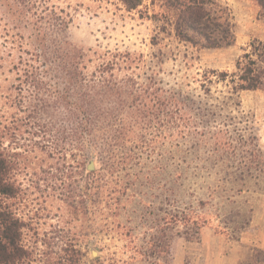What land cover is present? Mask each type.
Returning <instances> with one entry per match:
<instances>
[{
  "label": "trees",
  "instance_id": "16d2710c",
  "mask_svg": "<svg viewBox=\"0 0 264 264\" xmlns=\"http://www.w3.org/2000/svg\"><path fill=\"white\" fill-rule=\"evenodd\" d=\"M117 1L131 12L144 0ZM150 1L165 10L164 23L171 28L168 34L175 40L197 50H225L234 45V24L229 10L222 8L219 0ZM255 2L264 18V0ZM78 9L70 0H0L4 48L0 61L11 76L5 96L7 109L0 114V264H19L30 256L22 245L24 225L5 202L17 197V175L31 162L61 166L55 173L60 180L74 174L65 166L83 168L95 183L86 187L87 196L98 197L97 208L107 216L115 205L114 194H142L139 189L145 185L143 174L130 169L140 164L143 155H150L168 140L174 145L193 131L188 114L193 100L181 90L164 85L158 77L160 70L148 66L144 54L117 48L85 50L72 43L70 29ZM153 17L160 22L157 13ZM152 41L151 45L157 46L159 38ZM250 47L234 61L232 72L214 68L206 71L200 86L203 93L210 92L206 87L210 76L226 83L228 100H235L237 107L243 93L264 91V42ZM152 57L161 63L159 54ZM242 130L239 140L253 159L249 164L244 162L245 172L238 182L234 180L235 195L230 198L246 195L245 199L250 200V193H261L258 187L264 186V151L252 121ZM225 139L215 142L217 153L224 149ZM90 161L94 169L87 171ZM231 176L224 173V180L218 179L221 185L207 186V198L224 193ZM250 179L254 181L252 189L247 187ZM165 190L176 193V188ZM230 202L237 203L235 199ZM207 203L199 200L196 205L187 204L176 214L166 211L159 236L147 242L146 252L142 246L136 249L133 257L156 264L166 256L163 264L173 262L168 230L183 226L185 235H199L207 220L196 212ZM248 223L249 220L245 224ZM243 227L234 229L242 231ZM102 228L110 231L111 224L103 222ZM223 228L228 226L224 224ZM71 251L72 259L76 251Z\"/></svg>",
  "mask_w": 264,
  "mask_h": 264
},
{
  "label": "rangeland",
  "instance_id": "374dc122",
  "mask_svg": "<svg viewBox=\"0 0 264 264\" xmlns=\"http://www.w3.org/2000/svg\"><path fill=\"white\" fill-rule=\"evenodd\" d=\"M70 2L79 7L70 29L72 43L85 50L117 48L144 54L148 66L160 70L158 77L164 85L181 90L193 100L188 113L193 131L174 145L168 140L150 155H143L140 164L130 169L143 174L141 180L145 185L139 189L142 194H114L115 205L110 212L105 211L109 212L107 216L97 208L98 197L87 196L86 187L95 183L83 168L65 166L66 171L74 174L60 180L55 173L61 166L31 162L17 175L20 185L17 197L5 202L24 225L22 245L30 256L19 264H151L139 256L133 257L136 249L142 246L146 252L147 242L156 240L166 211L176 214L179 208L196 205L199 200L208 202L196 212L207 220L199 235H185L183 226L169 229L167 235L173 246L170 264L177 258H183V264L203 263L205 240L216 235L234 241L241 233L234 228L243 225L245 229L252 218L246 195L230 197L235 195V183L245 172L244 162L253 159L239 140L242 128L251 121L259 130L264 126V91L243 93L241 105L237 107L235 100H228L229 87L216 76H210L211 81L206 84L210 89L208 94L200 86L205 82L206 71L214 68L232 72L233 60L249 52L251 44L261 42L264 25L258 7L254 0H219L222 8L229 10L234 24L235 47L213 51L197 50L175 40L168 34L171 28L164 23L165 10L158 3L152 5L150 0H144L142 6L131 12L117 0ZM155 13L160 16V22H155ZM161 26L165 29L161 30ZM154 37L159 38L157 46L151 45ZM2 43L0 25V58L4 52ZM158 54L162 57L161 63L152 57ZM10 79L6 64L0 61V114L7 109L5 96ZM187 106L190 107L188 102ZM215 132L217 136L212 137ZM222 138H226L223 142L226 145L219 152L222 155L219 159L214 144ZM224 173L232 174L230 182L225 184L226 191L207 198L210 189L206 187L221 185L218 179L224 180ZM253 182L247 180V187L252 189ZM166 188H176V193L171 194ZM258 189L264 192L261 184ZM232 199L237 203L231 204ZM168 203L172 206L168 207ZM247 220L249 223L245 224ZM103 222L111 224L110 231L103 230ZM224 224L228 229L223 228ZM71 250L76 251L72 259ZM165 257L159 258L156 264H163Z\"/></svg>",
  "mask_w": 264,
  "mask_h": 264
},
{
  "label": "crops",
  "instance_id": "0c3cea01",
  "mask_svg": "<svg viewBox=\"0 0 264 264\" xmlns=\"http://www.w3.org/2000/svg\"><path fill=\"white\" fill-rule=\"evenodd\" d=\"M259 17L264 25V18L260 15ZM259 41L264 42V37ZM234 47L235 43L229 49ZM257 133L259 134L260 147L264 151V126L261 130L258 129ZM248 203L251 205L252 218L249 226L240 231L239 238L231 241L216 235L209 237L204 241L206 250L203 263L193 261L192 264H264V192L250 193ZM257 255H261L262 259L261 257L257 258ZM175 260L177 261L174 264H183L184 262L183 258Z\"/></svg>",
  "mask_w": 264,
  "mask_h": 264
},
{
  "label": "water",
  "instance_id": "95a60500",
  "mask_svg": "<svg viewBox=\"0 0 264 264\" xmlns=\"http://www.w3.org/2000/svg\"><path fill=\"white\" fill-rule=\"evenodd\" d=\"M93 168H94L93 161H90L89 164H88V166H87V169L89 171H91V170H93Z\"/></svg>",
  "mask_w": 264,
  "mask_h": 264
}]
</instances>
